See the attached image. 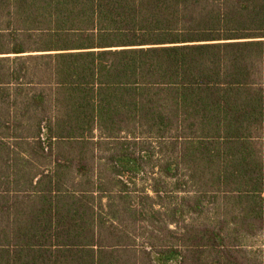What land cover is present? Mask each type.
Instances as JSON below:
<instances>
[{
  "label": "trees",
  "instance_id": "16d2710c",
  "mask_svg": "<svg viewBox=\"0 0 264 264\" xmlns=\"http://www.w3.org/2000/svg\"><path fill=\"white\" fill-rule=\"evenodd\" d=\"M264 0H0V264H264Z\"/></svg>",
  "mask_w": 264,
  "mask_h": 264
},
{
  "label": "rangeland",
  "instance_id": "374dc122",
  "mask_svg": "<svg viewBox=\"0 0 264 264\" xmlns=\"http://www.w3.org/2000/svg\"><path fill=\"white\" fill-rule=\"evenodd\" d=\"M251 249L259 256L264 258V234L259 235L250 241Z\"/></svg>",
  "mask_w": 264,
  "mask_h": 264
}]
</instances>
